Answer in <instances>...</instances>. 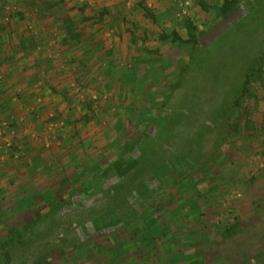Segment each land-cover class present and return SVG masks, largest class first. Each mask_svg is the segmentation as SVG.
I'll return each mask as SVG.
<instances>
[{
  "label": "rangeland",
  "instance_id": "374dc122",
  "mask_svg": "<svg viewBox=\"0 0 264 264\" xmlns=\"http://www.w3.org/2000/svg\"><path fill=\"white\" fill-rule=\"evenodd\" d=\"M212 4L199 47L169 50L177 65L108 83V129L82 115L79 138L93 151L81 156L84 177L29 212L3 179L0 264H264V119L257 131L245 123L264 105L252 99L264 88V0H239L225 17Z\"/></svg>",
  "mask_w": 264,
  "mask_h": 264
},
{
  "label": "crops",
  "instance_id": "0c3cea01",
  "mask_svg": "<svg viewBox=\"0 0 264 264\" xmlns=\"http://www.w3.org/2000/svg\"><path fill=\"white\" fill-rule=\"evenodd\" d=\"M185 1L0 0V183L14 180L26 211L39 207L41 194L43 205L54 200L66 178L86 175L81 156L93 151L79 138L81 118L89 108L108 129V113L117 110L108 106L116 94L110 81L142 82L155 66L177 65L169 50L183 47L158 35L185 38L186 22L199 31L212 12L209 0ZM253 94L255 110L264 88ZM260 111L248 117L256 131L264 105Z\"/></svg>",
  "mask_w": 264,
  "mask_h": 264
},
{
  "label": "trees",
  "instance_id": "16d2710c",
  "mask_svg": "<svg viewBox=\"0 0 264 264\" xmlns=\"http://www.w3.org/2000/svg\"><path fill=\"white\" fill-rule=\"evenodd\" d=\"M212 1H213V4H212V7L211 8L215 12L216 16H219V17L220 16L221 17H225L226 15H228L237 6V4L239 3V0H212ZM185 32H186V37L185 38L180 37L178 35V33H176V32H171L169 35H167V34L158 35V39H160L161 41H165L169 37H171V42L172 43L178 45L179 47H183V48H181L183 50L188 49L189 50V53H191L193 50H196L199 47V44H198V38H199V36L198 35H199L200 32L198 31V28L196 26H194L191 22H186L185 23ZM191 56L192 55H190V57ZM183 70L186 71V66H185V68H183ZM255 72L256 71L251 70L249 73H247L245 75L244 84H243V91H244V89H246L251 84V80L253 79V76H254ZM260 72H261V70L259 71V73ZM88 110H90V109L88 108ZM225 112H224V114H225ZM245 123L247 124L246 126L248 128V125H250L249 124L250 122L249 123L245 122ZM140 135L142 136V133ZM140 144L141 143H138V145H137V148L138 149L140 147L139 146ZM134 147H135L134 144H128V149H127V151H125V153L130 154ZM127 154H125V155H127ZM129 157H130V155L129 156H126L125 157L126 158L125 161L127 162V164H129V163L132 164L130 168L132 169V168H134L136 166L138 167L139 166L138 161H136L133 158H129ZM175 164H176L175 167H177V169L180 172L179 174L181 175L182 174L181 172H184V170H185V167L184 168H181V165L183 164V161H176ZM168 165L169 164L166 161V163L164 164V166H165L164 168L167 169L166 171H170V167H171V169H174L172 166H168ZM131 169L129 171L125 172L122 176L119 177L120 178L119 185H121V182H122L123 178L128 173H130L132 171ZM96 172L98 174H100L103 171L100 170V169H97ZM105 173L106 172H104V174ZM140 182L142 183L143 181H140ZM34 222L35 221H32L31 222L32 225H33Z\"/></svg>",
  "mask_w": 264,
  "mask_h": 264
},
{
  "label": "built area",
  "instance_id": "2783aa9c",
  "mask_svg": "<svg viewBox=\"0 0 264 264\" xmlns=\"http://www.w3.org/2000/svg\"><path fill=\"white\" fill-rule=\"evenodd\" d=\"M189 5V1L186 0L184 3H183V6H188Z\"/></svg>",
  "mask_w": 264,
  "mask_h": 264
}]
</instances>
